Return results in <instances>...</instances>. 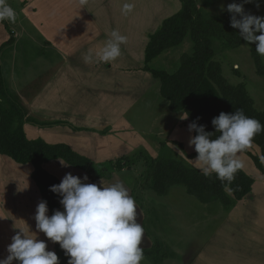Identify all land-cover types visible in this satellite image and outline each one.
I'll return each mask as SVG.
<instances>
[{
    "label": "crops",
    "instance_id": "crops-1",
    "mask_svg": "<svg viewBox=\"0 0 264 264\" xmlns=\"http://www.w3.org/2000/svg\"><path fill=\"white\" fill-rule=\"evenodd\" d=\"M124 2L125 0H7L11 7L17 5L15 8L40 35L43 43L42 56L46 59V63L43 62L40 91L26 93L27 83L18 82L15 77L17 73L13 71L11 65L7 73L2 71L3 48L11 38L10 48L13 47L16 38L20 35V29L17 24L12 26L7 20L0 22V72L3 89L20 109L23 131L28 139L44 140L41 135H49L50 129L59 128L64 135L77 138L76 144L65 139H55L52 142L46 139L47 143H65L77 153L87 156L96 163L109 162L121 157L135 143H138L136 150L150 154L152 150L145 144L146 139L155 141L156 135L153 134V129L146 130L145 126L142 127L141 122L162 121L158 114H162L163 106H167V101H164L161 96L159 80L149 71V68L150 70L155 68H152L144 59L145 45L151 35L147 29L152 23L150 22L148 26L144 19L145 15H143V18L137 19L139 28L133 30L131 34L129 25L133 21L129 18L130 14L122 15L121 13ZM153 10L156 11L155 8ZM153 17L147 15V19ZM112 30H118L127 38L126 43L121 45L120 57L110 64L85 63L84 55L89 51L93 53L98 51L105 43L101 40L108 39ZM132 37H135V45L131 44L133 50L130 49ZM51 54H56L55 56H58L60 61L51 62L49 60ZM134 57L140 60L136 61ZM129 61L134 63L130 66ZM130 76L133 77L134 82L139 81L136 88L131 89L130 85L124 82ZM140 93L143 95H139ZM49 115L55 119L53 123L34 122L35 117L46 119ZM147 116L153 117L151 119ZM165 117L174 120L167 115ZM52 118L49 119L53 120ZM118 128L127 130L126 139L131 133L141 140L138 139L139 141L136 142L126 140L127 142L122 145L120 141H117L119 155L113 158L112 155L115 152L113 140L124 138L122 135L113 133ZM60 132L58 131L59 134ZM186 152L189 151L186 150ZM42 166L60 181L66 173H72L81 179L86 174L82 169L69 165L60 158L43 162ZM32 170L33 166L30 163L20 164L0 153V259L7 257L9 254L7 246L12 242V237L17 232H21V229L27 235L36 236L38 240L45 241L46 250L54 251L53 242L35 227L34 216L42 198L31 177ZM117 172L128 173L129 171L122 169ZM111 174L96 181L88 177L87 182L99 186L101 181L108 184L109 181L119 180L123 181L128 188L130 186L133 188L135 183L133 178L131 184L123 178L114 180ZM253 180L250 194L236 201L230 208L222 205L226 214L216 231L217 236L211 241L208 240L199 253L192 254L190 259L186 260V264H264V256H252L248 245L241 240V235L244 233L247 243L256 240L258 241L257 247L264 249V237L263 239L257 238V234L249 229L254 223L264 225V215H262L264 214V180L261 177H255ZM211 200L217 199L211 198L203 203ZM136 205L139 211V213L137 211L138 222L141 212L138 209V203ZM163 205L165 207L164 203ZM24 213H26V218ZM47 214L50 216V211ZM158 217L160 215L155 213L156 225ZM158 223L161 224V220H158ZM155 229L158 230V227ZM226 229L229 234L225 238ZM261 229L264 232V226ZM150 237L148 234L142 237L140 246L143 249L153 247L151 239L153 242L155 239ZM159 242L164 258L157 263L144 256L141 264L168 263L163 239L160 238ZM211 247L217 251V257L207 260L206 251L209 255ZM13 264H18V262L13 261Z\"/></svg>",
    "mask_w": 264,
    "mask_h": 264
},
{
    "label": "rangeland",
    "instance_id": "rangeland-1",
    "mask_svg": "<svg viewBox=\"0 0 264 264\" xmlns=\"http://www.w3.org/2000/svg\"><path fill=\"white\" fill-rule=\"evenodd\" d=\"M131 2L135 4L133 12L129 13V18L131 21H133L132 24L129 25L131 34L133 33V30L139 28V26H137V19L143 18V15H145L144 19H146L148 26L150 22L152 23L149 26V29H147L152 34L161 26V23L164 19L175 14L181 8V3L179 0H131ZM138 2H140V4H138ZM196 2L200 13L204 18L216 16L222 20L229 31L234 30L229 23L230 14L227 11H220L221 5L226 6L227 4L232 3L233 0H196ZM235 2L240 3L242 0H235ZM260 4L261 6L259 10H257L254 3L246 4L244 5L245 11H251L255 15L264 16V0H260ZM15 6L17 8V5ZM15 6L12 7L16 11L17 19L14 24H11L12 26L15 24L18 25L17 27L20 29V35L18 38H16V42L14 43L13 47L10 48V44H12L10 42H7V44L4 46V62L2 63V71L7 73L9 66L11 65L13 71L17 73L15 77L18 82L22 84L27 83L28 87H25V92H38L40 91L42 85L43 62L46 63V59L42 56L43 43L41 42V37L36 32L34 26L27 22L25 18H23V14H21L20 11L15 8ZM142 6L143 8H141ZM153 8H155L156 11H154ZM147 15L150 17H153L154 15L155 16L153 18L147 19ZM134 39L135 37H132V40L130 41L131 50H133L131 44L135 45ZM106 40L107 39H102L101 41L105 42ZM191 46L192 44L190 39L186 37L178 46L166 49L148 63L152 68L172 72L179 67L183 54L189 53L191 51ZM213 50L214 61L220 64L222 74L228 83L233 86L241 85L247 94L252 98L255 110L264 113V76L259 75L256 72L248 44L246 42H241L234 48H228L227 46L223 45L222 42L214 40ZM55 55L51 54V57L49 58L51 62L60 61L59 57ZM134 59L136 61L140 60L139 58L135 57ZM141 59H143V55H141ZM261 59L264 63V57H261ZM135 60L133 61L135 62ZM134 62L129 61L130 66ZM149 71H151L150 68ZM4 77L7 80L5 75ZM124 82L129 84L130 88L132 89L134 87L136 88V85L139 81L134 82L133 77L130 76V78L125 79ZM19 90H21L20 87ZM141 94L142 93L139 95ZM163 99L164 101L166 100L165 98ZM167 106L169 107L168 101ZM167 106L164 105L162 114H158L160 115V120L162 121L156 123L141 122V126H145L146 130L153 129V134L156 135L154 137L155 141L152 139L148 141L146 139L147 143L145 144L148 145V147L152 150L150 154H147V152H143L141 150H136L137 148L135 149V147L138 145V143H135L132 145V147H130V150H127L128 152H125L122 155L127 157L126 162L124 161L127 166L123 170H128V173H121L113 170L109 165H107L108 162L96 163L93 160L92 162L94 164L93 167L95 170H98V168L106 170L105 176L111 174V172H114L112 173L113 177L115 178L114 180H116V178H123L126 182L129 183L130 181L132 184V178L134 179V186L133 188L130 186L129 190L130 194L135 199V202H137L139 205L138 209L141 213L138 223L144 227L145 233L143 236L148 234V236H151L156 240V242L154 240V243L151 239V243H153V246L157 247L156 251L162 256V259L164 258V255L161 254L159 241L160 238L163 239L164 248L166 250L165 252L168 255L167 264H186V260H189L192 254L199 253L202 248H204L205 243L208 242V240L211 241L217 236L216 231H218V228L222 224L221 222L223 220V216L226 214V210L223 208L219 200H211L204 204L203 201L201 202L194 193L188 190L186 191V187L181 185H173L164 195H159L150 188V173L151 166L153 165L151 162V157L155 158L161 156L169 158L173 156L172 158L174 159L183 160L187 164L186 166L189 168H198L195 162L197 155H192L196 151L194 150V146L190 147L188 143L190 137L196 135L194 131L189 132L188 130V126L193 122V120L191 119L188 112H174L169 108L168 110ZM166 115L170 118H174V120L172 121L165 117ZM183 115H188L187 119H182ZM152 117L153 116H147V118L151 119ZM49 118L51 119L52 117L49 115ZM49 118L45 119L41 117H35L34 122L42 124L41 122L53 123L52 121H55V119L52 118L53 120H50ZM212 119L213 118L203 121L204 124L209 125L208 129L211 130L214 128L211 124ZM58 131L60 132L59 128H53L49 130V135H41V133L40 135L44 137V141L46 139H49V142H52L55 139H65L70 143L75 142L76 144L77 138L64 135L62 132L59 134ZM126 132L127 130L121 128L113 131V133L122 135L125 138V140H123L124 138L113 140L115 148V152L112 155L113 158H116L119 155L117 141H120L122 145L127 141L136 142L138 139L141 140L137 135L134 136V134L131 133L126 139ZM141 133L140 135H142ZM135 134L137 133L135 132ZM82 140L84 139L82 138ZM140 146L144 145L140 144ZM186 150L189 152H186ZM247 152L251 153L253 156H256L258 158V162L264 167V159H262L264 158V151L261 145L253 140L252 145L242 153H239L238 156L239 159H241L244 163L242 170L246 174L252 178L261 177V179L264 180V174L255 164L253 158L247 154ZM109 183H113V181H109L108 184ZM163 203L165 204V207ZM155 213L160 215L158 220H161V224L158 223V220L157 225L155 224ZM24 214L26 218V213ZM262 226L264 225H257L254 223L249 229L252 233L257 234V238L263 239L264 232H262ZM156 227H158L159 231L155 229ZM227 234H229V231L226 229L224 234L225 238ZM241 240L248 245L252 256H264V249L257 247L258 241L252 240L247 243L244 233L241 235ZM214 242H216V240H214ZM235 247L238 248V246ZM244 250L247 252L246 247H244ZM206 253L207 255L205 258L207 260L216 259L217 257V251H215L212 247L210 248L209 255L208 251H206ZM147 258L157 263L161 261H156L153 256H149Z\"/></svg>",
    "mask_w": 264,
    "mask_h": 264
},
{
    "label": "trees",
    "instance_id": "trees-1",
    "mask_svg": "<svg viewBox=\"0 0 264 264\" xmlns=\"http://www.w3.org/2000/svg\"><path fill=\"white\" fill-rule=\"evenodd\" d=\"M179 2L180 10L164 19L161 26L150 35L144 56L148 63L166 49L178 46L184 38L188 37L191 41V51L183 54L176 70L171 72L151 69L152 75L160 82V93L168 101L169 109L174 112H188L193 121L198 125H205L206 131L209 132H214L215 129H208L209 125L203 121L218 116L220 112L234 113L237 109H242L245 115L257 119L264 125V113L255 110L252 98L241 85L233 86L228 83L222 74L220 64L214 61V40L222 42L228 48H234L245 42L240 38L239 30L229 31L216 16L204 18L196 0ZM11 41L12 38L8 42ZM248 46L256 72L264 76L261 56L257 54L254 44ZM197 117L200 119L197 120ZM253 140L259 143L264 151V132L257 134ZM0 153L17 163H30L33 166L31 177L42 200L47 202L50 216L55 210L63 211V206L59 203L61 197L49 190L50 186L61 181L43 168V162L60 158L69 165L85 170L93 181L105 177L106 170L102 168L95 170L93 162L88 157L77 153L69 145L51 144L40 138L28 139L25 136L21 111L3 89L1 72ZM247 154L264 174V167L258 162V158L249 152ZM192 155L196 156L198 153ZM172 157H151L153 165L149 186L159 195L167 193L173 185H181L201 201L212 197L219 200L225 208H230L252 190L254 180L242 169L236 173L234 181L229 185L231 191L226 192L215 174L205 177L200 169L189 168L183 160ZM126 160V156H121L109 161L107 165L113 170L120 171L127 166ZM53 244L59 264H67L68 257L65 256L64 250L60 248L59 243ZM156 250V246L144 249V256H153L156 261L162 260V256Z\"/></svg>",
    "mask_w": 264,
    "mask_h": 264
},
{
    "label": "clouds",
    "instance_id": "clouds-1",
    "mask_svg": "<svg viewBox=\"0 0 264 264\" xmlns=\"http://www.w3.org/2000/svg\"><path fill=\"white\" fill-rule=\"evenodd\" d=\"M255 4L260 9V0H242L226 6L220 11L230 14V26L238 29L240 38L247 44H254L258 55L264 57V16L245 11L244 5ZM135 4L125 0L122 15L133 12ZM16 11L7 0H0V22L15 23ZM127 38L118 30H112L104 45L95 53L84 55V62L108 63L121 55V45ZM183 115L182 119H187ZM200 118L197 117V120ZM214 132L206 131L205 125L195 121L189 124V132H195L188 143L198 153L195 162L205 177L213 174L219 179L226 192L234 181L236 173L244 167L238 154L248 149L253 138L264 132V125L255 118L245 115L242 109L234 113L220 112L211 120ZM218 134V135H217ZM264 159V158H262ZM62 164H65L61 161ZM85 174L81 179L66 173L61 182L50 186L58 194L63 211L55 210L51 216L47 202L38 203L34 219L35 227L54 243H59L68 257L67 264H141L144 249L140 246L145 233L143 225L137 222V205L123 181L98 186L88 183ZM47 244L30 236L21 229L7 246L9 253L0 264H59L55 251L46 250Z\"/></svg>",
    "mask_w": 264,
    "mask_h": 264
}]
</instances>
